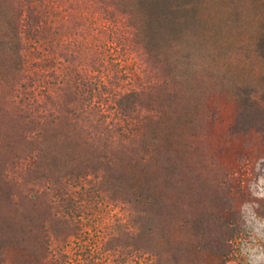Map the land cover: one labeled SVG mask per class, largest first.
I'll list each match as a JSON object with an SVG mask.
<instances>
[{
	"label": "rangeland",
	"instance_id": "rangeland-1",
	"mask_svg": "<svg viewBox=\"0 0 264 264\" xmlns=\"http://www.w3.org/2000/svg\"><path fill=\"white\" fill-rule=\"evenodd\" d=\"M145 4L0 0V264H264V0Z\"/></svg>",
	"mask_w": 264,
	"mask_h": 264
},
{
	"label": "trees",
	"instance_id": "trees-1",
	"mask_svg": "<svg viewBox=\"0 0 264 264\" xmlns=\"http://www.w3.org/2000/svg\"><path fill=\"white\" fill-rule=\"evenodd\" d=\"M170 0H144L146 3L145 6H148L150 9L154 10H166L170 11L177 10L181 11L186 9V7L178 6L176 8H173L169 5ZM128 17H130V14H127ZM130 27L133 29V35H137L139 32V28L137 26L130 25ZM135 33V34H134ZM259 40L257 42V50L259 55L264 60V23L261 26V31L259 35ZM131 95L124 96L125 98H129ZM123 97V98H124ZM123 98L118 101V105L121 109H123ZM238 108L236 112V117L234 120L233 130L238 134H247L251 131H255L259 133L263 140H264V105L258 104L253 97L252 91L249 89H244L242 92L239 93L238 100H237ZM123 111V110H122ZM225 206H223V212H231L230 207L227 206L226 203H224ZM222 218L218 217V219L214 221H207V223H212L215 228L212 230L215 231L216 235L213 234V236L217 239H220V233L222 232V228L224 226L228 225L225 221H223V224L221 223ZM198 223H201V221H198ZM221 224V225H217ZM201 225V224H200ZM218 227V228H217ZM232 230L230 228H226V231H224L225 234L230 233ZM214 248V249H213ZM212 249L217 253H225L226 246L217 245L214 246Z\"/></svg>",
	"mask_w": 264,
	"mask_h": 264
}]
</instances>
